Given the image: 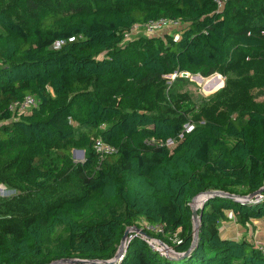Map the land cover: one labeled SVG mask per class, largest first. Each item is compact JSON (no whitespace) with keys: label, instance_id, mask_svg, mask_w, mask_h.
Listing matches in <instances>:
<instances>
[{"label":"trees","instance_id":"1","mask_svg":"<svg viewBox=\"0 0 264 264\" xmlns=\"http://www.w3.org/2000/svg\"><path fill=\"white\" fill-rule=\"evenodd\" d=\"M221 1L222 9L216 0H22L32 18L26 25L0 7V154L29 151L18 178L34 187L39 205L20 234L4 236L0 264L110 259L141 219L162 227H140L147 236L185 254L163 255L130 233L115 264H264L257 244L219 232L227 211L264 218V201L208 196L193 244L189 204L207 190L248 195L264 185V101L194 124L177 139L186 120L150 110L144 90L171 73L210 75L232 48L264 47V0ZM159 17L181 20L177 39L123 44L126 30ZM26 94L38 103L17 115L10 105ZM97 137L116 152L100 160ZM168 138L176 141L166 145ZM73 149L84 151L70 171L82 190L48 202L40 195L55 177L47 161L59 154L64 170Z\"/></svg>","mask_w":264,"mask_h":264},{"label":"rangeland","instance_id":"2","mask_svg":"<svg viewBox=\"0 0 264 264\" xmlns=\"http://www.w3.org/2000/svg\"><path fill=\"white\" fill-rule=\"evenodd\" d=\"M89 1L113 4L115 0ZM138 1L165 4L170 0ZM223 3L224 1L218 9H222ZM0 7L23 25L32 20L30 16L23 15L25 7L22 0H0ZM234 25L237 24L234 22ZM177 31L178 28L174 27L150 29L146 26H135L125 31L123 44L143 39L163 47L174 38ZM236 49L232 48L226 63L216 66L210 75L204 76L198 71H185L187 75H182V72L171 73L165 75L162 82L143 87L146 91L145 98L150 101L149 109L155 108L159 113L182 117L186 120L185 123L194 125L207 119L221 122L228 115L235 114L241 107L261 108L264 101V47L246 51L242 49L235 51ZM196 76H202V79ZM145 103L147 104V100ZM20 114L22 113L18 112L17 115ZM27 152L29 151L17 150L0 154V244L5 235L20 234L27 215L39 207L38 193L34 187L18 178V173L24 169ZM64 160L68 164L64 170L60 167L62 158L59 154L52 155L47 161V164H52L51 169L55 171V177L49 179L48 185L41 189L40 195L48 202L77 195L82 190L79 181L70 171L73 163L84 160V151L73 149L69 159ZM189 204L199 205V202L190 201ZM232 219L231 226L245 233V237L255 244L264 245V218L249 220L233 216ZM146 224L143 219L138 222L139 227ZM219 224L221 232L230 223L223 220ZM222 233H225L224 230Z\"/></svg>","mask_w":264,"mask_h":264},{"label":"built area","instance_id":"3","mask_svg":"<svg viewBox=\"0 0 264 264\" xmlns=\"http://www.w3.org/2000/svg\"><path fill=\"white\" fill-rule=\"evenodd\" d=\"M217 5L220 6L222 4L221 0H216ZM135 26H146L147 28L149 27L150 29H161V28H169V27H174L178 28L177 34L174 36V39H177L179 37V31L183 27V24L180 19L178 18H169V17H159L156 19H148L145 23L143 24H135ZM125 35V34H124ZM38 103V100L35 95L33 94H26L19 102L11 104L10 109L15 113L18 114L20 113H27L32 107L36 106ZM193 128V124L191 123H185L183 125L182 131L178 134L177 139L181 138L184 134V132H188ZM176 140L172 138H168L164 144L166 145H171L174 144ZM93 147L95 149V152L97 153L98 157L100 160H102L105 156L108 154H111L113 152H116V149L112 147L111 145L105 143L102 139L99 137L94 139V144ZM237 201H248V202H259V201H264V194L260 193L257 194L251 198H248V200H237ZM144 227L150 230H154L155 232H161L162 227L161 225H153V224H146ZM138 234V233H137ZM141 237L147 242L148 246L155 251H159L160 253H165L169 246L159 240L158 238L155 237H149L146 235L140 234ZM258 248L264 253V245H257Z\"/></svg>","mask_w":264,"mask_h":264},{"label":"water","instance_id":"4","mask_svg":"<svg viewBox=\"0 0 264 264\" xmlns=\"http://www.w3.org/2000/svg\"><path fill=\"white\" fill-rule=\"evenodd\" d=\"M182 75H187V72H182ZM198 79H202V76H196ZM75 151H83L82 149H74ZM261 192H264V185H262L260 188H258L256 191H253L252 193L248 195H236V194H227L222 191H216V190H207L204 192H200L196 196H194L191 199V203L199 202V205L190 204L191 207V215H192V223H193V240L192 244L197 240L198 236V224L200 220V213L198 212V209L202 208V202L204 199H206L208 196L213 194H224L227 195L230 198H233L235 200H248V198H251L257 194H260ZM130 233H139L142 235H146L145 231L137 227L135 225L129 226L124 230V233L121 237L120 243L118 245V248L114 254V256L110 259H103V260H86L81 258H62L53 260L48 264H86V263H94V264H115L118 260L121 259L123 256V253L125 251V248L127 246V237H131ZM147 236V235H146ZM163 255L169 256V257H176V256H182L185 253H177L173 250L172 247L169 246L167 251L165 253H161Z\"/></svg>","mask_w":264,"mask_h":264},{"label":"crops","instance_id":"5","mask_svg":"<svg viewBox=\"0 0 264 264\" xmlns=\"http://www.w3.org/2000/svg\"><path fill=\"white\" fill-rule=\"evenodd\" d=\"M227 215L229 219H227L226 222H229L230 224L228 225V227H225L224 229H222V231L224 230L225 233H222V231L221 232L219 231L220 234L223 236H231L235 238L245 237V233H241L240 231H238V229L235 226H231V223L233 222V219H232L233 216H231L232 214L230 211H227Z\"/></svg>","mask_w":264,"mask_h":264}]
</instances>
